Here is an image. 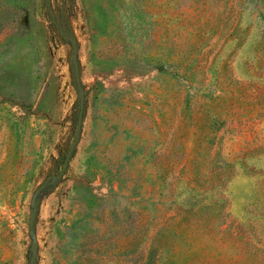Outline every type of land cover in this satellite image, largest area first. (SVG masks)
Wrapping results in <instances>:
<instances>
[{
    "label": "rangeland",
    "instance_id": "374dc122",
    "mask_svg": "<svg viewBox=\"0 0 264 264\" xmlns=\"http://www.w3.org/2000/svg\"><path fill=\"white\" fill-rule=\"evenodd\" d=\"M0 264H264V0H0Z\"/></svg>",
    "mask_w": 264,
    "mask_h": 264
},
{
    "label": "water",
    "instance_id": "95a60500",
    "mask_svg": "<svg viewBox=\"0 0 264 264\" xmlns=\"http://www.w3.org/2000/svg\"><path fill=\"white\" fill-rule=\"evenodd\" d=\"M81 125H82V110L80 111V114H79V118H78V124H77V127H76V133H75V136H74V140L71 144V147L68 151V154L65 158V161L62 165V168L60 169V172L59 174L56 176L57 179H61L68 167V164L70 162V159L72 157V154H73V151L78 143V140H79V137H80V133H81ZM30 226H32V220H30Z\"/></svg>",
    "mask_w": 264,
    "mask_h": 264
}]
</instances>
